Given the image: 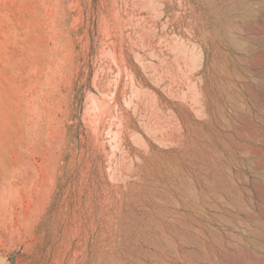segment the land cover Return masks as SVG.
Listing matches in <instances>:
<instances>
[{
  "label": "rangeland",
  "instance_id": "1",
  "mask_svg": "<svg viewBox=\"0 0 264 264\" xmlns=\"http://www.w3.org/2000/svg\"><path fill=\"white\" fill-rule=\"evenodd\" d=\"M0 264H264V0H0Z\"/></svg>",
  "mask_w": 264,
  "mask_h": 264
}]
</instances>
